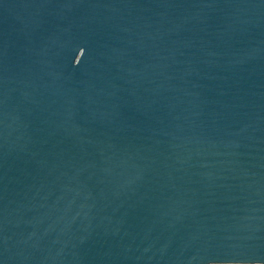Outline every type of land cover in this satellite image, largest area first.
I'll return each mask as SVG.
<instances>
[{"label":"water","instance_id":"water-1","mask_svg":"<svg viewBox=\"0 0 264 264\" xmlns=\"http://www.w3.org/2000/svg\"><path fill=\"white\" fill-rule=\"evenodd\" d=\"M0 264H264V0H0Z\"/></svg>","mask_w":264,"mask_h":264}]
</instances>
